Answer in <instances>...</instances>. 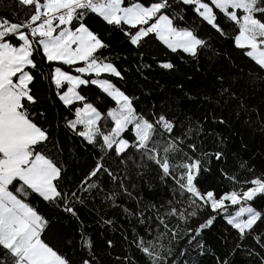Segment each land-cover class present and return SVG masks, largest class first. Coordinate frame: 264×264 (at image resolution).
<instances>
[{"label": "snow or ice", "instance_id": "obj_1", "mask_svg": "<svg viewBox=\"0 0 264 264\" xmlns=\"http://www.w3.org/2000/svg\"><path fill=\"white\" fill-rule=\"evenodd\" d=\"M157 43L166 59L146 51ZM170 82L178 96L143 103ZM237 122L264 132V0H13L0 15V264H264V170L240 156Z\"/></svg>", "mask_w": 264, "mask_h": 264}, {"label": "trees", "instance_id": "obj_2", "mask_svg": "<svg viewBox=\"0 0 264 264\" xmlns=\"http://www.w3.org/2000/svg\"><path fill=\"white\" fill-rule=\"evenodd\" d=\"M12 9H13V0H0V15H8L12 11ZM191 16H192V13L189 11L187 13V17L190 18ZM90 23L95 24L96 21L93 20V21H90ZM111 43L116 53H123L125 55H128L129 60L134 62L133 55L129 53L125 47L122 46L121 37L118 34L114 35L111 38ZM224 48L227 53H231L233 56L239 59L238 50H234V48L229 44H225ZM146 51L154 53L158 58H161V59L167 58L165 55V52L161 50L160 46H158V43L153 44L151 48L147 49ZM146 62L152 63L149 57H146ZM124 67L131 68L132 65L125 62ZM185 71L191 74L194 71V69L186 67ZM146 74L149 75L150 78H155L157 80H160V83L162 84L165 83L164 79L161 78L160 70L156 67L155 64H153L152 66V71ZM195 79L199 80L200 77L197 75ZM183 83H184L185 89L194 88L195 86L193 83H190L187 81H183ZM146 87L152 91V95L147 98L141 97V100L145 104L150 103V102L159 103L160 101L164 99V97L167 94H171L172 96L179 95V90H174L171 82L166 86L165 91H160L159 88L155 84H149ZM90 91L94 94H99L98 90L95 89L94 87L91 88ZM153 98H155V100ZM106 103H109L107 99H104L101 101V105L106 104ZM173 107H175V105H173ZM181 107L184 108L185 110H189L190 112L195 113L196 115H201V113L203 112V108L198 107L193 102L183 101L181 103ZM56 110H59L58 104L53 109V111H56ZM235 129L238 133H241L243 135V141L247 145L246 149L240 152V156L243 157L244 159L250 158L251 162L254 163L256 166L257 173H259L261 170H264V132H261L258 129V127L255 125H253L252 128H248L247 126L242 125L239 122H237V124L235 125ZM217 130L222 131V129L220 128H217ZM240 142H241L240 135H235L231 137V143H232V147L234 150L239 148ZM77 171H79V169H77ZM71 174L72 173H70V175ZM208 184L213 187H222L220 177L216 175L215 173H213V175L209 177ZM87 222L92 224L90 232L94 240H96L97 243L101 246V248H103V237L100 235V233L103 232L104 230L99 228L91 220H88ZM59 232L61 234L65 232H68L69 234H71L70 230L65 229V228H59ZM111 235L114 239L119 240L118 232L112 233ZM216 235H218V232H213L210 234V237H209L210 242L217 243V244L219 243V241L215 240ZM119 251L120 249L119 247H117V249H115V252H119Z\"/></svg>", "mask_w": 264, "mask_h": 264}]
</instances>
